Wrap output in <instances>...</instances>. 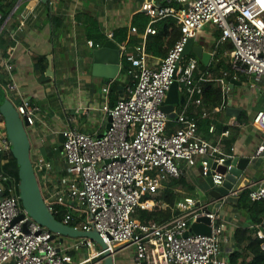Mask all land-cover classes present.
Returning <instances> with one entry per match:
<instances>
[{
  "label": "built area",
  "instance_id": "obj_1",
  "mask_svg": "<svg viewBox=\"0 0 264 264\" xmlns=\"http://www.w3.org/2000/svg\"><path fill=\"white\" fill-rule=\"evenodd\" d=\"M144 11L150 17L146 33L154 31L155 20L172 16L180 36L157 66L148 62L143 44L125 52L133 84L115 103L102 104L101 109L110 116L109 127L101 135L72 127L62 129L67 170L56 179L47 178L45 190L39 183L41 191L48 207L63 222L96 230L113 254L114 243L134 247L136 264H230L228 252L221 248L222 225L217 218L220 204L236 193L234 188L221 198L179 200L176 212L163 222H140L133 212L147 206L145 195L159 193L162 174L180 177L183 166L179 161L189 166L199 159L201 174L211 175L213 185L222 183L224 174L211 168L213 161L220 163L227 157L218 142L201 138L194 118L167 132L168 113L162 105L174 81L195 103L202 102L203 84L207 81H217L223 91L227 90L223 78L197 69L193 60L183 62L181 53L186 42L206 23L219 29L214 49L225 41L232 43L228 57L234 70L252 74L255 80L264 77V0H147ZM4 66L11 77V64L5 60ZM15 88V83L9 84V90ZM102 89L104 94L108 92L107 86ZM4 91L11 99L10 93ZM15 105L27 124H34L39 107L27 100ZM223 107L224 100L214 111ZM251 123L264 131V110L257 111ZM0 127V149L10 150L1 114ZM209 131H215L213 124ZM256 155L262 161L261 175L248 185L247 193L253 200H264V141L258 144ZM34 167L48 170L51 163L39 157ZM22 213L24 217L19 218ZM201 217L209 220L210 233L185 234L191 223ZM254 235L264 249V216ZM96 244L88 237L74 239L70 244L59 236L52 238V231L24 210L10 172L0 169V264H66L71 255L65 250L80 247L87 251L85 264H103L102 249L95 248Z\"/></svg>",
  "mask_w": 264,
  "mask_h": 264
},
{
  "label": "crops",
  "instance_id": "obj_2",
  "mask_svg": "<svg viewBox=\"0 0 264 264\" xmlns=\"http://www.w3.org/2000/svg\"><path fill=\"white\" fill-rule=\"evenodd\" d=\"M50 1L0 0V86L10 93L14 104L27 100L39 107L28 132L31 157L37 158L36 161L43 157L51 163L48 170L36 167L38 181L44 190L47 178L56 179L67 170L61 130L72 127L92 135L104 133L109 116L101 109L102 104L115 103L133 84L125 52L143 44L148 62L154 66L166 54L146 49L147 36L155 32L153 25L154 31L145 32L150 19L142 30L139 25L143 15H147L144 11L147 0ZM132 26H136L135 31ZM218 37L219 29L206 23L193 38L194 44L202 45L212 54L205 69L200 68L198 57L187 55L193 57L197 69L223 78L227 90L223 91L221 84L212 80L221 89V100L214 106L203 95L201 103L188 100L186 90L178 84L174 89L176 96L184 95L186 101L173 105L177 114L174 117L168 115L167 132L183 125L184 120L194 118L197 134L218 142L224 155L250 157V162L233 185L236 193L229 195L218 210L217 223L222 225L221 248L230 254L240 251L249 238L255 237L256 226L264 216V200H253L247 193L248 185L261 175L262 161L256 150L264 141V131L252 124L251 119L257 111L264 110V77L255 80L252 74L234 70L228 57L232 43L228 40L214 49ZM106 39H112L121 49L120 69H123L109 81L93 73L92 52ZM187 55L183 62L188 61ZM5 60L12 66L11 77L5 69ZM232 78L235 81L231 82ZM10 83H15L16 88L9 90ZM104 86L108 88L106 94L102 89ZM222 100L225 107L214 111ZM211 124L215 127L214 132L209 131ZM0 152L3 153L0 155V169L12 175V148L7 151L0 149ZM179 163L183 166V173L180 175L181 184L173 188L179 193L176 203L186 198L203 200L213 197L208 193L210 186L201 174L199 159L194 165L187 166L184 161ZM162 205L167 206L166 203ZM240 231H243V237ZM73 240L64 238L62 241L70 244ZM65 251L71 255V261L66 264H85L88 261L84 247ZM114 252V264H136L134 247L121 244L114 248ZM244 253L249 259L251 255Z\"/></svg>",
  "mask_w": 264,
  "mask_h": 264
},
{
  "label": "water",
  "instance_id": "obj_3",
  "mask_svg": "<svg viewBox=\"0 0 264 264\" xmlns=\"http://www.w3.org/2000/svg\"><path fill=\"white\" fill-rule=\"evenodd\" d=\"M93 73L101 75L104 81L115 79L121 64V49L118 44L112 39H106L102 45L93 50ZM198 57L200 59V68L205 69L209 64L212 54L204 50L202 45L194 44V39L189 38L186 42L181 55L184 57L187 54ZM108 65H107V64ZM51 67V66H50ZM118 81V80H115ZM235 81L233 78L231 82ZM178 87V82L174 81L168 89L166 99L163 101L162 108L168 113L169 117L176 116V111H173L175 103H185L184 95H179L174 91ZM0 114L4 121V130L12 148L13 155L17 161L18 169V184L17 191L24 210L36 222L52 231V238L59 236L61 240L64 238L79 239L88 237L94 240L102 249L103 264H114L113 252L104 242L102 236L96 230H83L69 223L58 219L53 211L45 202L41 191L37 175L33 168V163L30 157V138L28 132V124L23 119L16 105L9 99L0 86ZM110 125V116L106 128ZM101 135V134H98ZM250 162V157L245 156H227L222 162L213 161L211 168L224 174V179L220 185H213L211 175L206 176V180L210 186L208 193L215 198H221L228 195L230 189L233 188L237 177H239L246 165ZM24 213L20 214L19 218H23ZM202 222H198V221ZM198 221H194L190 225V231L194 233L209 234L211 227L208 224L209 220L206 217H201Z\"/></svg>",
  "mask_w": 264,
  "mask_h": 264
},
{
  "label": "trees",
  "instance_id": "obj_4",
  "mask_svg": "<svg viewBox=\"0 0 264 264\" xmlns=\"http://www.w3.org/2000/svg\"><path fill=\"white\" fill-rule=\"evenodd\" d=\"M144 19L139 22L141 30L149 21L148 15H143ZM155 32L147 36L146 49L155 53H165L169 46H171L176 39L180 36L181 31L177 25L175 19L172 16H166L156 20L153 24ZM165 44V47L163 45ZM203 98L210 101L214 106L218 105L221 100V89L216 87L212 81L205 83L203 88ZM13 161L10 163L12 167V175L14 176L16 188L18 184V169L17 161L12 153ZM181 177L173 178L168 181L163 189L162 193L157 196L145 195L143 200L147 206L145 208L137 207L133 212V216L140 222L157 221L163 222L169 219L176 210L172 209V206L176 203L179 198V193L174 191L173 188L181 184ZM248 197V196H247ZM162 203H166L167 206H163ZM256 204V203H254ZM58 219H61L59 214H55ZM70 224H73L71 222ZM242 234L243 231H240ZM238 236V233H236ZM261 240L257 237L249 238L248 242L242 246V248L233 251L229 254L230 264H264V249L260 246ZM249 253L251 256L246 259L244 252Z\"/></svg>",
  "mask_w": 264,
  "mask_h": 264
},
{
  "label": "rangeland",
  "instance_id": "obj_5",
  "mask_svg": "<svg viewBox=\"0 0 264 264\" xmlns=\"http://www.w3.org/2000/svg\"><path fill=\"white\" fill-rule=\"evenodd\" d=\"M189 58H191V59H189ZM192 59H193V57H191L190 55H187V56H186V60H192ZM0 155H3V153L0 152ZM30 157H31V155H30ZM35 159H37V158H35V157H31V160H32V163H33V164H35V162H36ZM34 171L36 172V167H34ZM161 177H162V184H163V187L161 188V190L159 191V193H158L157 195H160V194L162 193V191H163V189H164V187H165V184L168 182V180L172 179V177H170L169 175H166V174H162ZM12 178L15 180V178H14L13 175H12ZM157 195H155V196H157ZM27 224H28V219H27V220L24 222V224H23V226H24L25 229H27ZM118 245H121V243H114V244H113V247L115 248V247L118 246ZM99 247H100V246H99L98 244H96L95 248H99ZM100 248H101V247H100Z\"/></svg>",
  "mask_w": 264,
  "mask_h": 264
}]
</instances>
